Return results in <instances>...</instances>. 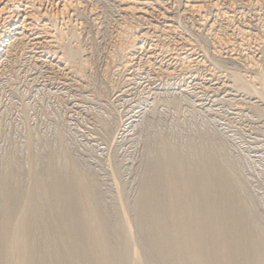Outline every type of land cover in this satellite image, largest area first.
Here are the masks:
<instances>
[{
  "label": "bare ground",
  "instance_id": "1",
  "mask_svg": "<svg viewBox=\"0 0 264 264\" xmlns=\"http://www.w3.org/2000/svg\"><path fill=\"white\" fill-rule=\"evenodd\" d=\"M96 1L0 0V81L22 66L38 67L67 90L92 92L89 57L100 48L95 35L108 29L100 79L112 89L123 90L142 74L160 80L167 91L175 80H190L196 90L241 96L264 118V63L255 55L264 50V0H180V15L173 10L176 0ZM107 14L114 22L104 20ZM83 25L95 35H86ZM189 91L182 90L186 96ZM174 94L163 95L161 104L180 112L192 101ZM96 114L99 139L107 142L114 136L111 121ZM28 131V162L24 167L18 161L24 170L18 171L11 148L0 170V264H264L260 211L237 181L235 162L220 155V138L191 134L181 145L153 132L133 202L118 163L110 160L116 168L109 203L94 171L83 168L70 149L46 150L40 165Z\"/></svg>",
  "mask_w": 264,
  "mask_h": 264
},
{
  "label": "rangeland",
  "instance_id": "2",
  "mask_svg": "<svg viewBox=\"0 0 264 264\" xmlns=\"http://www.w3.org/2000/svg\"><path fill=\"white\" fill-rule=\"evenodd\" d=\"M97 1L100 2V0ZM97 1V5H101ZM178 2L180 3V0H176V6H173V8L175 7L177 9V12L175 8L173 10H175V14L180 15L181 10L177 5ZM108 14L104 20H106L107 23L109 19L114 22V16L112 17ZM261 15L263 16V18ZM261 15L260 17L264 23V6ZM256 18L257 17L254 16V20ZM106 22L104 21V24ZM184 25L189 27V25L187 24ZM103 27L106 28V25H104ZM88 28L84 27L83 25V30L86 35H88L87 33H90L89 36H94V33V35L91 34V32L93 31L90 29V27ZM107 30L108 29H103V32L100 36L95 35V37L100 38L96 40L98 47L100 48L97 49L98 51L95 50L92 53L93 55L90 54L92 57L89 55L92 67V71L88 72V78L91 81L89 91L92 90V92L84 93L85 95L82 94L83 96H85V98L87 97V99L80 95V93L78 94V92L74 93V91L72 92V90L70 89V91L67 90L68 87L63 82H61L62 80H58L55 78L52 79L53 75L50 74L49 76V74H47L43 69H40L38 67H36L37 69H35V67L29 68L28 66H25L23 69L22 66V68L20 67V69L17 71V74L15 72L14 77H5L7 81L5 78H3L2 80L3 82L0 81V158L2 159H0V170L2 169V166H5L3 165L5 160L4 156L9 153L10 148L11 151H13L10 152L13 155L16 154L18 156H13L14 158H16L14 160H16V162L20 160L19 162L22 163L25 167L26 163L28 162V149H26V132L29 129L28 132H30V136L32 139L31 142L34 153L33 156L36 157L38 154L35 159L38 158L37 160L39 161L40 165H42L45 161L44 159L43 162H40L43 158H45V156H42V154L47 152L46 150H58V148L60 149L63 147L65 148H63L64 150L70 149L71 151L69 150V152L73 156H75L76 159L80 160L81 165L83 164V168L85 167L92 172L94 171L93 173L98 179L102 191H104L103 193H105L104 196L106 195L105 199L109 203L111 201H114L113 198H115L112 181V169L113 167L116 168L117 162L120 166L117 167L120 168L119 176L122 184L124 183L123 187L125 195L127 194L126 198H128L129 202H133L137 193L139 182L138 180L140 178L139 174L141 173L143 167V160L146 159L145 150L148 143L147 141H152L153 143V138H156L155 133H158V135L165 134L167 136L169 135L176 137L177 140L182 141H179L181 145L186 135L192 134L191 137L193 136V138L194 136L195 138H198L203 135L202 137H207L208 139H214L213 137L215 136L214 140L220 138L221 141L223 140L222 142H226L222 143L220 142V139H218L219 143L217 142V144L220 145L218 146V151L220 149V155L222 154L226 157L228 156L230 158V161L232 160L235 162V167H237L236 169L238 170L240 176H236L237 181L243 184L248 197L253 198L251 199L254 200L255 204L257 205V211H260L259 215L263 220V222L261 223L264 224V118H261L258 115L256 116V114L252 110L250 111L251 108L248 107L249 101L245 100L241 96L234 97L224 92L221 93L222 91H216L217 93H215V91L212 89V91L207 89L209 92L202 89L196 90L193 89L194 85L193 82H190V80H187L185 82L187 83L189 81L187 84H181L178 80H175L172 82L173 87L170 86V89L167 91V87L163 85L160 80H155V78L147 74H142L140 77H137L138 79L133 80V84L131 82L130 84H126L127 87H122L121 89L123 90H120L119 88V90L115 89V91L108 84L101 82L100 79L102 71L107 66L105 51L108 47L109 38L107 37L110 36V33ZM105 38L106 40H104ZM262 51L263 53L261 52V49L257 50L255 55L258 58H261L262 63H264V60L262 59L264 57V50ZM28 71L30 72L28 73ZM37 71L40 73V75ZM15 76H19L20 78H15ZM8 79H10L11 81H8ZM52 80L57 83H54ZM58 81H60L63 85L61 86V83H59ZM101 83L103 86L101 85ZM178 85L180 88L178 87ZM104 86L108 88L107 91ZM45 87H47V89ZM66 90L68 92H65ZM171 90L172 93H175L174 95L177 96H182L184 94L182 90H185V92H188V90H190V93H187L188 96H186V94H184L183 96H186V99L190 98L192 101L188 102V99L187 105L185 104V101V103L183 104L184 106L181 109L182 111L180 112H177V110L175 111V109L161 104V99L164 98L163 95ZM163 91L167 92L164 93ZM153 92H155L156 94ZM159 93L164 94L161 95ZM67 96L69 99H67ZM89 97L90 99H88ZM159 99L161 102L159 101ZM220 99L222 100V102ZM64 100L65 102L63 103ZM157 101L161 105L158 104ZM151 103L153 105H151ZM191 103L193 105H191ZM236 105L237 107H245V110H238L237 108H235ZM91 106L93 107L90 108ZM107 107L108 109H106ZM194 108H196V110ZM212 111H214L215 113ZM94 112H96L97 114L99 113L98 115H100L101 113L104 115L106 113L105 116H108V118L110 119L112 124L111 127L114 128L113 130L111 128V132L113 133H111V135H114L111 136L113 137V139L111 137L107 139H111L109 140L110 142H105L103 139V141L99 139L101 137L98 134L102 132V127H100V124L94 120L96 119ZM128 113L129 115H127ZM97 125L99 128L95 127ZM25 126H29V128L26 127L25 129ZM199 131L202 132L200 133ZM207 138L205 139L207 140ZM224 144L227 146V149ZM223 149H225L226 151L228 150L227 153L229 152V155H227V153H225L226 151ZM223 151L225 154L223 153ZM110 160L115 162V164L113 165L116 166H112L111 164L113 162H111ZM232 161L231 163H233ZM16 162L15 165H17ZM19 162V169H17L18 171H23L24 169L22 168L24 167L20 165ZM109 166L112 167L110 171Z\"/></svg>",
  "mask_w": 264,
  "mask_h": 264
}]
</instances>
